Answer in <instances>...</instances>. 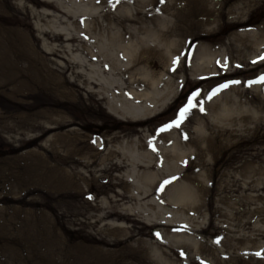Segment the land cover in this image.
I'll return each mask as SVG.
<instances>
[{
    "label": "rangeland",
    "instance_id": "rangeland-1",
    "mask_svg": "<svg viewBox=\"0 0 264 264\" xmlns=\"http://www.w3.org/2000/svg\"><path fill=\"white\" fill-rule=\"evenodd\" d=\"M31 1L0 0V264H167L153 255L155 246L172 264H264V84L247 85L264 74V64L251 63L264 56V31L258 37L262 51L255 49L258 40L252 33L264 28V0H121L132 5L129 15L133 3L149 9L147 23L156 32L143 55L147 69L156 76L167 71L169 62L179 68L172 98L138 126L146 129L141 140L146 135L160 139V133L173 129L159 131L199 90V85L193 87L199 76L191 74L196 73L192 64L206 52L218 55L219 62L223 55L228 64L201 76L211 85L200 97L220 84L240 81L209 101L212 109L228 108L231 117L208 127L202 142L208 150H193L184 162L197 165L195 155L204 153L196 189L204 194L200 205L205 210L194 217L195 227H179L185 225L181 219L175 227L151 222L149 232L125 218H98L100 208L119 202L117 193L135 194L124 169L114 170L111 180L107 167L119 158L115 151L135 149L140 136L131 129L137 122L110 113L108 99L96 96L99 107L93 110L86 107L94 102L85 90L83 105L58 86L61 76L47 66L65 58L48 52L49 60L43 61L42 51L48 49L41 46L45 30L65 25L44 17L42 11L51 13L50 8ZM234 21L244 24L235 26ZM196 31L205 38L190 42L186 35ZM182 41L183 54L166 60L170 54L165 57L164 45L171 42L178 50ZM134 66L142 71V62ZM200 118L193 112L185 128H178L182 143ZM91 155L94 162L85 164ZM111 182L115 186L109 188ZM152 198L120 203V215L154 220ZM123 227L134 233L126 235ZM167 229L190 238H166ZM195 239L199 248L191 242Z\"/></svg>",
    "mask_w": 264,
    "mask_h": 264
},
{
    "label": "bare ground",
    "instance_id": "bare-ground-1",
    "mask_svg": "<svg viewBox=\"0 0 264 264\" xmlns=\"http://www.w3.org/2000/svg\"><path fill=\"white\" fill-rule=\"evenodd\" d=\"M66 1L60 3L55 0H33L36 5L42 8H50L49 10L52 11L51 13L42 11L44 17L56 18L59 24L65 25L60 30L57 28V31L55 29L45 30L46 39H43L41 47L48 50L47 53L42 51L40 58L43 61L49 60L47 58L48 52L65 58V62L62 64L52 62L56 66H47L49 72L56 71L61 76L58 86L75 94L79 103L83 105L85 100L81 91L85 90L90 100L94 102L86 107H91L93 110L96 109L95 106L99 107L98 103L94 101L96 96L108 99L107 102L110 105L108 104L107 108L110 113L119 118H129L136 121L138 125H133L131 130L135 133L138 132L140 136L141 133L146 131L145 128L138 127L143 124L142 119L163 109L175 93V88L179 86L174 79L175 74L178 73V66H171L172 63L169 62L167 71L155 76L147 69L148 66L143 60V55L149 47V36L156 32V28L149 26L147 23L148 7L133 3L135 9L129 15L132 5L130 6L127 1ZM55 12H58V14H55ZM16 13L18 17V10H16ZM232 24L237 26L244 24V22L234 21ZM263 31L264 28L262 27L260 31L256 29L255 32H252L258 40L255 43V49L257 50L263 46L262 41L258 39ZM241 35L243 36V34ZM155 37L160 39L159 35H155ZM186 38L190 39L191 42L197 38H205V35L196 31L194 34L186 35ZM184 42L182 41L178 50L172 48L171 42L164 45L167 53H164L165 57L170 54L166 57V60L169 59L170 61L173 54L182 55V44L184 48ZM50 43L51 47H49ZM262 49L260 50L262 51ZM221 57L222 59L219 62L218 55L214 57L208 51L199 57L198 62L192 64L196 73L194 74L192 71L191 74L196 78L199 76V80H194L193 87L199 85L200 91L205 88L209 89L211 83L206 81L207 83L204 84L205 81L201 76L208 75L209 70L225 69L228 63L225 62L226 58L223 55ZM141 62L143 65L141 67L142 71L137 72L138 68L135 69L134 65ZM251 63L253 65L264 64V59H254L251 60ZM198 72L200 74H197ZM226 74V71L222 72L217 76L218 80H220V76L223 77ZM205 98V96L199 97V99ZM213 105V102L205 99L207 112L200 113L197 109V112L193 110L194 115L196 113L197 116V113H199L201 118L196 131H189L188 138L185 139L184 143H182L178 131L185 128L187 119L179 129L173 128L168 133H160V139L155 140L146 135L141 140L142 137L140 136L134 150L122 149L115 151L114 158H117L116 154L119 155V158L107 167L109 177L112 180L115 178L112 174L114 170L124 169L123 177H126L127 182L133 184L135 194L115 193L116 196H119V202L116 203L114 198L111 197L114 200L113 204L108 205L107 203L106 207L100 208L103 215L100 214L98 218H125V220L134 223L135 228L139 231L143 230L144 232H149L151 226L154 225L151 222L175 227L176 224H181V220H183L185 225H178L179 227H188L189 229L195 227L194 217L205 210L204 205H200L204 200V194L196 189V186H198L196 174L203 168L201 163L204 161V153L195 155L197 165H184V162L191 159L189 156L192 155L193 150L197 152L208 150L202 146V142L205 140L204 132L208 127L212 129V125H217L219 122H224L231 117L232 112L230 113L228 108L224 106L222 109H212ZM196 136L197 138H195ZM191 146L194 148L192 149ZM93 159H95V155H91L88 163L85 164L94 162ZM118 179L122 180V178ZM166 180L170 183L161 188L162 183ZM109 186L111 188L115 185L111 182ZM99 189L95 190L98 191ZM152 196L156 214L154 220L140 221L141 225H138L140 222L136 217L128 214L120 215L121 212L118 210L120 203L124 205L126 201H139V198L146 197L151 199ZM123 228L126 235L134 233V229L131 227ZM176 232L174 229L163 231L165 237L172 234L177 236L176 240L185 238L183 237L185 235ZM191 242L196 248H199L200 245L197 239ZM158 248L157 246L153 247V255L156 258H162L167 264H172L173 259L163 252L160 253ZM175 254L179 256V253L175 252Z\"/></svg>",
    "mask_w": 264,
    "mask_h": 264
},
{
    "label": "snow or ice",
    "instance_id": "snow-or-ice-1",
    "mask_svg": "<svg viewBox=\"0 0 264 264\" xmlns=\"http://www.w3.org/2000/svg\"><path fill=\"white\" fill-rule=\"evenodd\" d=\"M261 59H264V57H261ZM179 60V57H176V59L173 61V63H177ZM255 62V61H254ZM240 81H229L225 84H220L216 88H213L211 92H209L206 96V100L211 101L214 96H216L221 90L227 89L230 84H239ZM253 84H264V74L257 77L255 80H251L247 82V85L251 87ZM201 93L200 90L194 91L187 100V103L179 109L178 114L176 115L175 119H172L170 122L164 124L159 131L164 132L167 130H170L172 128H180L183 122L190 117V115L193 114V110L197 109L200 113H205V99H199ZM187 134H184V139H187ZM155 150V149H154ZM175 179V177H173ZM170 183V181H164L161 185V188L164 187L165 184ZM91 199V197H89ZM159 237V233L156 234ZM219 242V241H217Z\"/></svg>",
    "mask_w": 264,
    "mask_h": 264
}]
</instances>
